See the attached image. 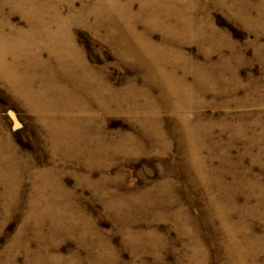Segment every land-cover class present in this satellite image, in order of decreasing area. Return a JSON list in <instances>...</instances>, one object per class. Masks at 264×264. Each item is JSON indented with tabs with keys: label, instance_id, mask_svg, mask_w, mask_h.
I'll use <instances>...</instances> for the list:
<instances>
[{
	"label": "bare ground",
	"instance_id": "bare-ground-1",
	"mask_svg": "<svg viewBox=\"0 0 264 264\" xmlns=\"http://www.w3.org/2000/svg\"><path fill=\"white\" fill-rule=\"evenodd\" d=\"M51 1L0 0V81L42 125L57 166L72 161L75 168L84 167L85 181L97 190L104 189L100 198L106 209L126 222L138 211L144 216L153 211V219L160 218L158 215L168 217L181 238L187 236L194 240L189 249L179 251L177 263L207 264V242L200 235V223L187 208L180 205L176 208L178 201L157 194L176 196L175 187L167 182L169 179L142 192H122V183L112 189L107 186V181L113 179L107 169L117 156L140 155L152 150L165 153L173 146L169 136L177 134L185 142H181L180 147L186 146L181 162L195 173L193 181L204 185L208 191L214 181L219 184L216 190L221 198L214 197L209 203L212 214L223 223L224 234L219 244L225 251L226 262L261 264L259 254L264 255V241L263 245L259 243L253 220L264 221V182L252 170L243 167L252 147L264 143V123L258 121L259 114L250 120L254 114L251 107L264 103V78L249 75L247 82L241 80L237 70L244 60L239 57L240 49L227 33L215 28L210 11L212 7H219L257 34L252 42L264 67V0H210L207 5L202 0H99L98 10H92L94 20H88L89 14L83 20L124 62L141 73L140 78H131L122 87L107 82L71 36L70 21L78 14L64 15L54 6L48 12ZM136 2L138 9L134 8ZM6 5L22 15L25 26L15 25L10 16H4ZM157 31L164 37L159 42L153 36ZM195 42L205 55V62L197 61L185 51L187 44ZM225 51L236 54L231 59ZM215 54L218 60L213 62ZM212 70L217 72L211 74ZM156 88L158 94H155ZM240 92H244L243 95L239 96ZM233 105L246 106L248 111L232 110ZM163 107L172 120L162 115ZM191 107L198 110V118L186 115ZM208 107L214 112L222 110L223 114L220 117L208 114ZM99 111L104 115L124 116L130 128L109 131L106 117ZM259 126L261 134L251 132ZM238 138L244 146L235 157L231 153ZM261 149L264 150L263 146ZM252 157L254 161L260 158ZM96 167L102 169V174L93 180ZM59 173L55 165L39 168L31 164L0 129V215L7 212L10 205L20 204L25 193L24 176L30 174L34 177L32 190L27 193L29 211L38 209L42 215L53 212L67 229L75 232L95 229L82 208L70 204L72 192L64 189ZM227 176L232 179L227 181ZM120 177H116L119 183ZM240 193L245 198L242 201L238 198ZM127 232L137 234L146 245L147 240L155 236L153 229H127ZM157 240L152 241L157 251L152 253V260L137 264H163V252L159 251L163 247L160 239ZM145 244L141 247L145 248ZM107 258L105 255L95 257L93 262L112 264ZM2 263L5 264L0 259Z\"/></svg>",
	"mask_w": 264,
	"mask_h": 264
},
{
	"label": "rangeland",
	"instance_id": "rangeland-1",
	"mask_svg": "<svg viewBox=\"0 0 264 264\" xmlns=\"http://www.w3.org/2000/svg\"><path fill=\"white\" fill-rule=\"evenodd\" d=\"M43 1L46 2V0ZM202 1L206 5L210 2V0ZM52 6L58 11L61 10L64 15L70 12L78 14L74 20L70 21L69 32L75 38L78 46L83 48L85 56L92 67L99 71L107 82L116 87H122L127 80L140 78L139 69L124 62L114 48L104 41L101 36L97 35L93 28L83 20L86 14H89L88 20L90 22L94 20L92 10H98L99 0H52L46 11L51 12ZM138 7L139 4L136 2L134 8L138 9ZM210 15L215 28L220 32L227 33L240 49L239 57L244 59L239 65L240 67H237L241 80L247 82L249 75L257 79L264 78L263 63L259 60L255 44L252 42L257 39V34L219 7H212ZM4 16H10V21L15 25L25 26V20L22 15L19 12H13L9 5L4 8ZM0 18H2V14ZM153 36L158 42L164 38L158 31L154 32ZM262 42H264V35ZM184 49L197 61L205 62V55L199 49L198 43L187 44ZM224 54L232 59V56L236 53L225 51ZM217 60L218 54H215L213 62ZM214 72L216 73L217 71H210L211 74H215ZM158 90V88L155 89V94L159 93ZM243 93L240 92L239 96L240 94L243 95ZM163 108L162 115L167 120H172L173 118L168 115L166 107ZM194 108L191 107L186 113L188 117L193 119L198 118V110L196 107ZM251 108L254 114L250 116V120H254L259 114L258 121L264 123V103H257ZM247 109L248 107L246 106L238 108L233 105L232 107V110L235 111H248ZM206 112L217 117L223 114L222 110L214 112L210 107L206 108ZM99 114L106 117L109 131L117 130L120 127L130 128L129 122L122 115H104L102 111H99ZM0 127L1 131L3 130L8 134L18 151L29 158L31 164L39 168H49L54 165L58 167L64 189L72 192V196L69 198L71 200L70 204L72 207L80 206L95 227V229L82 231V234L78 229L76 232L67 229L68 226L55 217L53 212L42 215L38 209L32 210L33 213L29 211L27 193L32 190L31 180L34 176L26 174L24 176L25 193L23 194L24 196L22 195V201L19 205H10L7 212L0 215V259L5 264H76L77 262L94 264L93 260L95 257L98 258L104 255L108 256L107 260H111L112 264H137V262L140 263L142 260L150 262L153 258L152 253L157 252L152 241H158L157 238L160 239V244L163 247L159 250L161 253L163 252L161 254L163 264H178V253L189 249L191 243L194 242L192 238L187 236L181 238L178 228L168 217L158 215L160 218L153 219L151 216L153 211L145 212L148 213L146 216L142 214L143 212L138 211L134 214L133 219H135V222H132L133 219L126 222L123 217H117L114 211L107 210L104 200L100 198L104 193V189L99 188L97 190L88 184L84 178L86 173L84 167L77 166L75 168L76 165L72 161L69 164H59L57 166L56 156L46 143V135L42 125L36 120L34 114L20 103L1 81ZM260 129V126L255 127L254 131L252 130L251 132H256L259 135L261 134ZM222 137L225 143L226 136L223 135ZM169 138L173 146L167 149L165 153L152 150L140 155L120 154L117 156L115 161L109 166L110 168L107 169V173L110 177H113L111 181H107V186L112 189L115 185H121L122 183V186L124 185L121 188L122 192H142L147 189H153L156 185L161 184L164 179H169L167 182L175 187L176 196L163 192L157 193L158 196L168 197L167 199L170 200L175 199L179 202L176 208L179 205L180 208L181 206L185 209L187 208L186 210L200 223V235L205 243L207 242L206 252L209 257L207 264H228L225 251H222L219 244L224 234L223 223L218 216L212 214L209 203L214 197L216 199L221 198L216 190L219 184L214 181L213 188L210 190L214 193L211 194L204 185L193 181L195 173H193L191 168H188L190 166L181 162L183 152H186V146L180 147V143L184 142L182 137L177 134H171ZM236 144L232 148L231 153L235 157L240 154L244 146L239 138ZM261 146L264 148V143H258L252 147L251 152L245 157L243 169L252 170L253 174L264 182V150L261 149ZM254 155H258L260 158L254 161L252 157ZM215 166H218V163H215ZM101 174L102 169L96 167L93 170L92 179L96 180ZM120 175L122 178L120 177L119 183L116 177ZM226 179L230 181L232 178L227 176ZM208 181L210 182V180ZM238 198L240 201L245 199L242 193L239 194ZM61 199H64V197L61 196ZM252 201L255 202L254 199ZM27 215H30L29 218ZM26 220H29L28 223H26ZM253 227L255 234L259 237V243L263 245L261 242L264 241V221L260 218H255ZM127 229L139 231L153 229L155 236L153 239L147 240L148 244L146 245L143 239L141 240L137 234L134 235L132 232H127ZM15 237L16 239L13 240ZM238 237L241 238L242 235L238 234ZM143 243L146 246L145 248L141 247ZM140 255L141 257H139ZM259 258L261 264H264V255L259 254Z\"/></svg>",
	"mask_w": 264,
	"mask_h": 264
}]
</instances>
